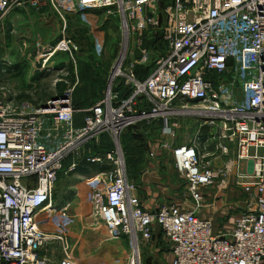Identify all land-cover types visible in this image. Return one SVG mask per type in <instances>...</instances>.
<instances>
[{
  "label": "built area",
  "instance_id": "built-area-1",
  "mask_svg": "<svg viewBox=\"0 0 264 264\" xmlns=\"http://www.w3.org/2000/svg\"><path fill=\"white\" fill-rule=\"evenodd\" d=\"M46 8L59 15L106 11L139 34L158 33L168 49L142 81L133 67L125 69L128 98L107 84L103 99L86 112L80 127L68 96L38 109L0 96V264H51L41 251L56 241L65 243L66 237L45 231L41 218L58 208L53 202L59 176L65 163L68 173L75 170L79 152L93 138L107 134L116 153L90 154L86 160L109 166L97 174L100 186L90 197L92 216L109 240L128 238L131 246L136 238L148 242L157 227L171 244V264H264V0H0V28L12 13H44ZM73 49L60 39L42 48L49 54L40 59L45 67L56 53ZM118 70L116 65L112 76ZM142 99L149 109L141 107ZM178 112L196 114L202 127L216 132V149L234 156V184L246 210L234 220L230 235L214 234L212 222L197 215L202 189L214 186L216 177L196 137L177 147L162 145L171 152L195 208L168 204L145 211L127 179L118 136L128 126L156 122L163 123V136H171L169 125ZM47 118L51 127L45 134ZM248 161L252 172L244 175ZM225 171L226 176L229 168ZM134 249L125 264H141ZM59 264L85 263L67 257Z\"/></svg>",
  "mask_w": 264,
  "mask_h": 264
},
{
  "label": "rangeland",
  "instance_id": "rangeland-1",
  "mask_svg": "<svg viewBox=\"0 0 264 264\" xmlns=\"http://www.w3.org/2000/svg\"><path fill=\"white\" fill-rule=\"evenodd\" d=\"M45 10L44 13L32 10L14 13L16 17L8 32L5 35L0 33V39L6 42L2 44L3 40H0V96L5 94V98L12 100L14 105L26 102L36 109L53 99L68 96L77 127L82 125L86 112L103 99L110 80L117 90H129L127 95H122V98H128L131 89L122 75L125 69L133 67L137 79L142 81L156 59L168 49L158 33L147 31L139 34L131 25L124 27L119 16H110L106 11L61 12L59 15L50 9ZM60 39L67 40L73 46L72 53H56L44 67L40 57L49 53L41 49L54 47ZM145 53L148 54L147 60L142 61ZM115 65L120 66L122 71L119 74L118 70L112 76ZM142 101V108L149 109L145 100ZM193 106L190 103L188 108L193 109ZM178 117L174 126L178 128L180 124L182 128L176 130V142L182 145L196 134L197 130L195 133L194 130L199 125V117L178 112L172 119ZM45 123L46 134L51 127V119L47 118ZM156 131L155 127L139 123L128 126L118 136L120 156L125 167L137 166L147 156L153 148ZM207 133L210 131L201 134L206 136ZM208 138L199 136V142L206 145ZM115 149L108 134L100 135L79 152L78 163L90 154L105 157L111 152L116 153ZM170 153L162 152L161 156L168 158L165 167L174 171L175 186L183 192L186 182L175 172L169 159ZM96 176V172L88 177L73 171L68 173V163H65L54 191L53 204L58 208L52 215L41 218L44 230L64 234L65 243L56 241L43 249L41 256L51 264H59L67 257L85 264L101 261L125 264V256L136 248L141 254V264H171V244L161 236L156 243L152 239L143 242L136 238L132 246L128 238L120 241L108 239L102 225L92 216L90 197L94 189L99 188L100 179L93 185L82 187L83 199L65 211L69 204L68 197L76 195L75 188L82 182L95 181Z\"/></svg>",
  "mask_w": 264,
  "mask_h": 264
},
{
  "label": "crops",
  "instance_id": "crops-1",
  "mask_svg": "<svg viewBox=\"0 0 264 264\" xmlns=\"http://www.w3.org/2000/svg\"><path fill=\"white\" fill-rule=\"evenodd\" d=\"M15 17L16 15L12 13L5 19L0 28V33L5 35V33L8 32ZM1 39L3 42H0L5 44V40L3 38ZM121 91L124 95H127L128 93V91L125 92L124 89ZM177 119H179V117L172 119V123L169 125L174 132L171 136L162 135L163 123L161 122H156L150 126V128L155 127V129H157L155 134L156 139L152 142L153 148L149 150L144 159L138 162L137 166L139 167H125L128 181L135 185L136 197L138 198L142 208L148 212H157L162 206L168 204H175L183 210L195 208V205L188 194L187 187H185V190H182L183 192L178 191L179 189L176 188L174 183V171L165 167L168 158L161 156L162 152H169L162 149V145L164 143L172 144L173 147L181 146L177 145L176 142V130H180L182 128L178 122V128L174 126V123H176L175 120ZM198 122L199 125L196 126L194 130V133L196 130L197 132L193 135V137L198 139L200 153H204L208 156L206 159L208 163L207 167L214 173L216 181L214 186L202 189L203 201L201 207L197 210V215L201 219H207L212 222L214 234L230 235L234 229V220L246 210V205L244 203L245 197L243 196L242 191L234 184L235 176L238 173L233 166L234 156L232 154L229 156L222 155L220 151L216 149V132L212 131V134L207 133L206 136L205 134L203 136L201 133L208 131V129L201 126L200 120ZM199 136L202 138H211L206 139V145L204 143H202V145L199 142ZM169 159L172 161L175 170L172 155ZM226 168H229V172L225 176ZM251 172L252 162L248 161L245 163L243 174L250 175ZM160 236L163 237L158 228L154 227L152 240L156 243ZM169 254L171 255L172 262L173 257L171 249L169 250Z\"/></svg>",
  "mask_w": 264,
  "mask_h": 264
},
{
  "label": "trees",
  "instance_id": "trees-1",
  "mask_svg": "<svg viewBox=\"0 0 264 264\" xmlns=\"http://www.w3.org/2000/svg\"><path fill=\"white\" fill-rule=\"evenodd\" d=\"M109 169V166L107 165H98L95 163H91L90 161H87L86 159H82L79 161L78 165L76 166L73 173H78L81 176L88 177L90 174L96 172H103L105 170ZM73 194H71L70 197H68V201H70L73 198Z\"/></svg>",
  "mask_w": 264,
  "mask_h": 264
},
{
  "label": "bare ground",
  "instance_id": "bare-ground-1",
  "mask_svg": "<svg viewBox=\"0 0 264 264\" xmlns=\"http://www.w3.org/2000/svg\"><path fill=\"white\" fill-rule=\"evenodd\" d=\"M96 182H97V180H95V181L91 180V181H87V182H82L80 185H78L75 188L76 189V192H75L76 195H74V197L70 200L72 202H70V201L68 202L69 204H68V206H67L65 211H67L71 207V205H73L74 203L79 202V201H81L83 199L84 196H83L82 187L93 185Z\"/></svg>",
  "mask_w": 264,
  "mask_h": 264
},
{
  "label": "water",
  "instance_id": "water-1",
  "mask_svg": "<svg viewBox=\"0 0 264 264\" xmlns=\"http://www.w3.org/2000/svg\"><path fill=\"white\" fill-rule=\"evenodd\" d=\"M83 12H85V11H81V13H83ZM111 77H112V76H110V79H111ZM110 81H111V80H110ZM110 81H109V83H110Z\"/></svg>",
  "mask_w": 264,
  "mask_h": 264
}]
</instances>
